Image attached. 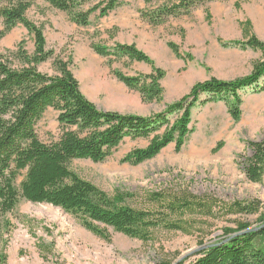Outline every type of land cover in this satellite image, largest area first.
<instances>
[{"label": "rangeland", "instance_id": "rangeland-1", "mask_svg": "<svg viewBox=\"0 0 264 264\" xmlns=\"http://www.w3.org/2000/svg\"><path fill=\"white\" fill-rule=\"evenodd\" d=\"M30 1L27 18L44 27L47 49L70 63L81 92L102 111L151 117L182 99L198 83L211 78L224 82L244 78L256 63L264 61L261 48L233 45L255 38L264 46V0L212 2L158 27H152L142 14L157 10L167 0H123L104 18L99 13L92 15L87 27L77 26L67 13L44 0ZM101 1L95 0L87 8ZM3 28L0 17V31ZM22 41L33 54V36L22 25L2 40L0 51L14 50ZM170 43L179 47L184 58L174 54ZM118 44L135 45L166 73L160 101L144 102L139 92L113 75V71L129 77L145 75L152 69L150 65H139L121 54L102 57L93 50L94 45L113 50ZM39 70L56 75L52 62L40 65ZM239 94V119L231 115L225 101L198 103L192 110V133L180 152L171 144L156 158L132 165L123 162L125 157L148 147L153 137L127 138L103 163H72L71 168L80 177L112 200L163 220L149 241L96 224L103 232L98 236L60 208L21 200L12 213L0 214V256L5 258L4 264H175L191 251L229 242L243 227L245 232L263 226L264 173L260 181L253 182L244 168L253 153L251 143L264 139V92L248 88ZM206 99L208 96H202L201 101ZM57 118L58 113L49 109L37 124L43 142L59 138ZM169 119L172 124L177 116ZM166 129L157 135L163 136ZM248 205H256L259 210L250 214L241 210ZM202 254L182 264H191Z\"/></svg>", "mask_w": 264, "mask_h": 264}, {"label": "trees", "instance_id": "trees-1", "mask_svg": "<svg viewBox=\"0 0 264 264\" xmlns=\"http://www.w3.org/2000/svg\"><path fill=\"white\" fill-rule=\"evenodd\" d=\"M44 1L67 13L77 26L87 27L92 15L99 13V17L104 18L123 0H103L89 8L95 0ZM217 1L221 0H167L157 10L143 12L142 17L152 27H158L171 18L189 16L200 7ZM31 7L30 0H0L4 25L0 43L14 28L22 25L33 36L35 44L33 54L28 52L24 41L14 50L0 51V214L12 213L21 200L49 204L77 217L84 227L98 236H103V232L96 224L147 242L163 220L151 212L138 211L112 200L80 177L71 168L72 163L76 160L103 163L127 138L148 140L153 137L148 147L134 150L125 157L123 162L132 165L156 158L171 144L180 152L192 133V110L198 103L225 101L230 105L231 115L239 119L240 91L253 88L264 92V83L260 85L264 81V61L256 63L247 77L228 82L211 78L198 83L182 99L151 117L106 112L83 95L70 63L47 49L44 27L27 18ZM233 45L264 51L263 44L255 38ZM169 47L178 58H184L178 46L170 43ZM93 50L102 57L114 58L121 54L133 62L150 65L153 71L150 75L129 77L119 71H113V75L130 90L139 92L144 102L161 100V81L166 73L135 45L118 44L113 50L94 45ZM48 62H52L56 75L40 72L39 66ZM202 96L208 99L201 101ZM49 109L58 113L60 136L45 143L36 126ZM173 115L177 119L171 124L169 117ZM166 126L164 135H157ZM251 148L253 153L244 169L248 179L257 182L264 173V139L251 143ZM23 173H26L25 178L18 183ZM241 210L250 214L259 208L248 205ZM166 226L179 229L174 224ZM243 230L246 228L240 231ZM4 263L5 258L0 256V264ZM191 264H264V229L217 244Z\"/></svg>", "mask_w": 264, "mask_h": 264}, {"label": "water", "instance_id": "water-1", "mask_svg": "<svg viewBox=\"0 0 264 264\" xmlns=\"http://www.w3.org/2000/svg\"><path fill=\"white\" fill-rule=\"evenodd\" d=\"M261 229H264V225L259 227V228H254L245 232H241L239 234H237V236H241V235H247L253 232H257ZM213 246H204L202 248H199L198 250L195 251H191L189 253H187L186 255H184L181 259H179L175 264H182L183 262H185L186 260H188L189 258L193 257L195 254L201 253V252H205L208 249L212 248Z\"/></svg>", "mask_w": 264, "mask_h": 264}, {"label": "crops", "instance_id": "crops-1", "mask_svg": "<svg viewBox=\"0 0 264 264\" xmlns=\"http://www.w3.org/2000/svg\"><path fill=\"white\" fill-rule=\"evenodd\" d=\"M141 64H145V63H139V65H141ZM151 73H152V69H148V71L145 73V75H149Z\"/></svg>", "mask_w": 264, "mask_h": 264}]
</instances>
